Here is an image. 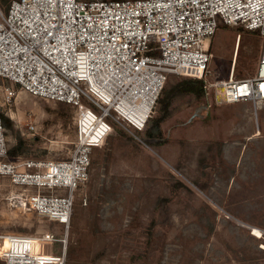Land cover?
I'll list each match as a JSON object with an SVG mask.
<instances>
[{"label":"rangeland","instance_id":"374dc122","mask_svg":"<svg viewBox=\"0 0 264 264\" xmlns=\"http://www.w3.org/2000/svg\"><path fill=\"white\" fill-rule=\"evenodd\" d=\"M11 1L0 0V17ZM211 42L209 80L228 79L231 69L238 79L257 75L263 50L259 32L221 21ZM181 78L188 77L168 79ZM7 84L17 97L11 105L2 102V110L30 140L23 157L68 158L77 139L74 119L67 128L61 123L46 127L44 106L55 101L0 77L1 87ZM83 103L95 108L85 97ZM209 103L206 97L204 104L183 106L163 123L168 138L155 148L144 131L110 120L114 130L105 144L92 148L89 178L75 190L68 230L36 211L10 205L7 197L20 188L0 176L1 232L67 233L66 264H264V102ZM127 136L133 140L126 142ZM6 138L7 147L14 143ZM207 143L213 146L200 165ZM185 173L200 175L205 190ZM177 180L188 186H178ZM158 196L167 197L173 226H159L150 244L147 226L157 214L152 201ZM40 245L28 242L29 250ZM53 247L55 254L63 253L61 242ZM134 254H141L138 262Z\"/></svg>","mask_w":264,"mask_h":264},{"label":"built area","instance_id":"2783aa9c","mask_svg":"<svg viewBox=\"0 0 264 264\" xmlns=\"http://www.w3.org/2000/svg\"><path fill=\"white\" fill-rule=\"evenodd\" d=\"M221 21L263 36L256 76L234 78L231 69L228 79H208L211 37ZM171 74L202 80L209 106L264 102V0H12L0 17V77L76 105L77 139L68 158L11 157L1 113L17 90L0 85V176L20 188L9 204L68 230L75 190L89 178L92 148L114 130L110 120L143 130ZM67 236L0 230V257L6 264H66ZM7 238L42 245L31 260L19 259L4 247ZM55 242L63 244L61 255Z\"/></svg>","mask_w":264,"mask_h":264},{"label":"trees","instance_id":"16d2710c","mask_svg":"<svg viewBox=\"0 0 264 264\" xmlns=\"http://www.w3.org/2000/svg\"><path fill=\"white\" fill-rule=\"evenodd\" d=\"M206 98L205 88L203 86V81L195 78H181L173 79L166 82L162 92L160 93L155 107L153 116L149 124L143 130L144 137L149 139V144L152 147H157L167 141L168 134L165 133L163 123L169 120L175 113L183 108V106H192L197 103L204 104ZM45 111L49 114V120L46 121V127L49 124L61 123L62 126L67 128L72 124L74 119L77 106L68 102L55 101L54 106L45 105ZM3 124L5 126V135L11 136L14 139L13 144H9L8 153L11 157L17 158L20 156H25L29 150V139L22 135L21 131L17 128L15 121L5 114L3 111L1 113ZM77 131V129H76ZM39 138V136H36ZM126 142L133 140L131 136L125 138ZM213 144H206V151H204L201 156H199V164H205L204 162L208 160L209 151L211 150ZM170 175L174 174L171 172ZM185 175L190 178L195 184H197L200 189L205 190L206 183L199 180L198 175H192L185 173ZM178 186H188L182 180H177ZM152 207L157 211V214L151 218L150 223L147 226L149 234V243L151 244L154 235L159 236L158 232L159 226L172 227L173 222L171 221V209L168 206V199L164 196H158L152 201ZM141 254H134L132 256L133 262H138L141 259ZM6 264V261H3Z\"/></svg>","mask_w":264,"mask_h":264},{"label":"bare ground","instance_id":"6f19581e","mask_svg":"<svg viewBox=\"0 0 264 264\" xmlns=\"http://www.w3.org/2000/svg\"><path fill=\"white\" fill-rule=\"evenodd\" d=\"M253 230H254V233L255 234L262 235L261 230L258 227H253ZM7 242H9V245H7ZM16 242L17 241H13L10 238H7L5 240L4 247L7 248L8 250H11L12 249V252H14L15 255H18L19 259H21V258L22 259H26V257H21V256H25L26 255L31 260V258H30L31 254L33 255V252H36L37 250L33 247L32 249H30L32 252H30L29 247H28V243H26V244H24V243L20 244L18 242V245H17ZM44 254L48 255L47 253H44Z\"/></svg>","mask_w":264,"mask_h":264}]
</instances>
